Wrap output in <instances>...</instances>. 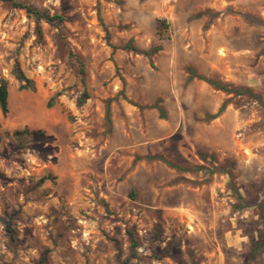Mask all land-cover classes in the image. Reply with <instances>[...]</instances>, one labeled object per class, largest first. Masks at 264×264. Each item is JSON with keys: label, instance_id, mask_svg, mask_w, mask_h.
<instances>
[{"label": "rangeland", "instance_id": "374dc122", "mask_svg": "<svg viewBox=\"0 0 264 264\" xmlns=\"http://www.w3.org/2000/svg\"><path fill=\"white\" fill-rule=\"evenodd\" d=\"M15 1L63 21L0 0V264H264V0Z\"/></svg>", "mask_w": 264, "mask_h": 264}, {"label": "trees", "instance_id": "16d2710c", "mask_svg": "<svg viewBox=\"0 0 264 264\" xmlns=\"http://www.w3.org/2000/svg\"><path fill=\"white\" fill-rule=\"evenodd\" d=\"M6 1H8L14 7L23 9L27 13V15L33 17V19L36 23V32H37L38 36H41V32H42L40 22L55 24L57 22L63 21V16H61L59 14H55V13L51 14L48 10L39 9L30 3H25V2H21V1H15V0H6ZM159 23L162 26V28L167 27V24H166L164 19L159 20ZM124 47L129 48L135 52L139 51L136 48V46H134L132 44L131 40L127 44H125ZM158 49H159V47L156 46L155 48H152L150 50H141L140 52L143 53L144 55H150L151 53L156 52ZM79 71H80V75H81V82L83 84H85V70H84V65L81 61H80V70ZM188 72H189L188 79L196 77L198 79H201V80L208 82L209 84H211L215 88L222 89L224 91L230 90V87L227 86L226 84H223V83H220L218 81L206 78L205 76L196 73L191 68H188ZM12 74L19 82H21L20 88L34 90L35 86H34L33 80L29 79L24 74V72L22 71L20 64L17 60H15L13 63ZM234 92L235 93H243V92L251 93L248 88H242V89L234 88ZM87 97H88L87 91L84 90L82 95L78 97L77 104L78 105L82 104ZM48 104H50V103H48ZM223 107H224V103L221 104V106L218 109V112H220L223 109ZM0 111L3 115H5L8 111V81L4 78H0ZM106 117H107V119H109V107H107V109H106ZM12 134L15 137H19L22 134H30L35 140H42L45 137V134L42 130H40V129L29 130L27 127H24L22 130H14ZM156 158L170 164L167 160H165L164 158H162L160 156H156ZM216 169L218 171H221V172L227 174L229 177L228 186L232 190L234 197L237 199V201L233 204V208L236 210H241V209H244L245 207L249 206L248 202L244 201L243 197L241 196V194L239 193L237 188L232 183L231 171L225 167H222V166H218V167H216ZM44 179H46V176L39 178L38 181L35 183V186L41 185V183L44 181ZM131 195L133 196L134 194L131 193ZM3 223H4V229H5L8 237L11 240H14L15 239L14 231L12 229L10 221L4 219ZM263 242H264V237H261L258 240H255L252 242V249H251L250 258H253V256H255L256 254L261 252V246H262ZM132 245L133 246L136 245V240H134V238H132ZM44 259H45V257H44ZM41 261H43V260H41ZM41 261L39 262V264H42Z\"/></svg>", "mask_w": 264, "mask_h": 264}]
</instances>
